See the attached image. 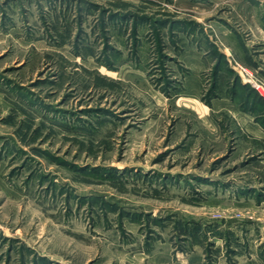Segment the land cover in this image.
<instances>
[{"label":"rangeland","instance_id":"obj_1","mask_svg":"<svg viewBox=\"0 0 264 264\" xmlns=\"http://www.w3.org/2000/svg\"><path fill=\"white\" fill-rule=\"evenodd\" d=\"M263 57L264 0H0V264H264Z\"/></svg>","mask_w":264,"mask_h":264},{"label":"trees","instance_id":"obj_2","mask_svg":"<svg viewBox=\"0 0 264 264\" xmlns=\"http://www.w3.org/2000/svg\"><path fill=\"white\" fill-rule=\"evenodd\" d=\"M236 78L237 80H239V77ZM240 85L244 86L245 90L247 89V92L244 94L247 97L245 98V101L247 102V106H244V108L246 110L248 109L249 112L255 114L256 117L258 116L264 119V97L256 89L248 86L247 84L240 83ZM245 101L243 100L242 102ZM261 124L264 126L263 121H261Z\"/></svg>","mask_w":264,"mask_h":264},{"label":"built area","instance_id":"obj_3","mask_svg":"<svg viewBox=\"0 0 264 264\" xmlns=\"http://www.w3.org/2000/svg\"><path fill=\"white\" fill-rule=\"evenodd\" d=\"M252 77V76H251ZM250 76H247L246 80L251 82V85L260 93L261 91H259V87H262L264 89V87L262 86L261 82H259L256 79L251 78Z\"/></svg>","mask_w":264,"mask_h":264},{"label":"crops","instance_id":"obj_4","mask_svg":"<svg viewBox=\"0 0 264 264\" xmlns=\"http://www.w3.org/2000/svg\"><path fill=\"white\" fill-rule=\"evenodd\" d=\"M261 60L264 62V57ZM248 126L251 129H254L258 134H260L262 136L264 135V130L262 128H258V127H256L255 125H252V124H248Z\"/></svg>","mask_w":264,"mask_h":264}]
</instances>
